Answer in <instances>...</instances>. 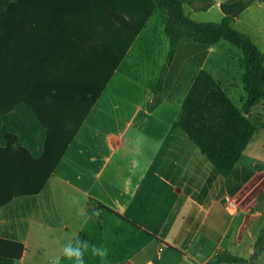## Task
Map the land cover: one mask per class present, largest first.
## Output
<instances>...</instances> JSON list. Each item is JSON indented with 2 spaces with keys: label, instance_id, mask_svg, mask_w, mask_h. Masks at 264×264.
Here are the masks:
<instances>
[{
  "label": "crops",
  "instance_id": "crops-1",
  "mask_svg": "<svg viewBox=\"0 0 264 264\" xmlns=\"http://www.w3.org/2000/svg\"><path fill=\"white\" fill-rule=\"evenodd\" d=\"M222 3L218 0L216 5L221 8ZM186 6V14L195 20ZM168 18L164 9L150 16L40 193L13 196L1 204L13 192L32 190L40 182L39 160L46 146L36 130L26 138L22 127L0 128V238L25 244L24 256L16 264L33 262L29 252L33 247L58 245L69 238L89 244L98 240L109 247V264H264V249L257 250L264 230V166L256 163L247 172L244 158L250 157L252 145L225 177L178 125L182 104L201 70L211 73L242 109L248 96L243 82L246 57L237 60L233 49L220 51L225 40L201 44L209 46L213 55L210 68H205L197 63L196 54L204 47L186 38L179 44L162 92L156 95L171 47ZM232 27L249 35L264 53V1L249 6ZM67 29L63 18H48L31 31L35 55L47 59L41 64L43 70L67 68L72 44H84ZM117 42L112 51L105 42L96 41L95 76L83 83L85 95L102 86L118 57L121 41ZM249 117L264 125V101L251 108ZM71 126L67 118L56 129L64 136ZM260 141L253 143L255 148ZM241 198L244 205L238 203L239 213L232 216L227 199ZM90 207L111 218V236L103 229L97 235L86 222L70 225L63 217L75 213L81 217ZM224 209L231 215L228 222ZM71 227L75 234L66 236ZM209 245L214 249L206 253ZM227 253L247 263L220 262Z\"/></svg>",
  "mask_w": 264,
  "mask_h": 264
},
{
  "label": "trees",
  "instance_id": "trees-1",
  "mask_svg": "<svg viewBox=\"0 0 264 264\" xmlns=\"http://www.w3.org/2000/svg\"><path fill=\"white\" fill-rule=\"evenodd\" d=\"M263 1L229 0L221 4L224 14L221 23H200L186 14L185 6L208 10L213 0H0V128L22 127L26 138L36 130L43 135L46 146L38 166L40 182L32 190L13 192L1 204L13 196L40 193L108 78L157 9L168 13L166 34L171 47L156 95L162 92L179 44L186 38L204 45L225 40L240 48L246 57L248 72L243 82L248 96L242 109L211 73L201 70L182 104L178 121L218 171L228 177L258 131L249 117L250 110L264 101V53L249 35L234 29L232 23L253 3ZM48 18L57 21L63 18L69 34L84 42L72 44L65 69L60 66L55 71L43 70L41 64H46L47 59H38L35 55L31 31L37 30ZM98 40L112 51L117 49V41H121L119 54L102 86L88 96L83 92L87 90L83 83L95 76ZM64 96L69 99L65 100ZM67 118L71 119L72 126L62 136L61 129L56 127L65 124ZM19 122L23 125L18 126ZM263 249L264 230L257 243V250ZM25 250L22 242L0 238V264H16ZM219 261L247 263L228 253L221 255Z\"/></svg>",
  "mask_w": 264,
  "mask_h": 264
},
{
  "label": "rangeland",
  "instance_id": "rangeland-1",
  "mask_svg": "<svg viewBox=\"0 0 264 264\" xmlns=\"http://www.w3.org/2000/svg\"><path fill=\"white\" fill-rule=\"evenodd\" d=\"M229 0H224V2H227ZM218 0H213V6L208 9V10H200L196 9L195 11H191V7L186 6L187 12H194L193 16L196 21L202 22V23H221L223 21V13L221 11V8L219 5H216ZM193 7V6H192ZM194 8V7H193ZM199 47H204L202 48L203 50L198 51L197 56V63L204 64L205 68H210V64L212 63V58L213 55L212 53L209 52V46H203L201 44H196ZM230 47V48H229ZM229 49H233V51L237 55V60H244L245 56L243 51L238 48L237 46L231 44L230 42L224 41L223 44L219 46V50L221 51H229ZM219 56V54H218ZM215 58V57H214ZM208 60V63H205V61ZM243 87V83H241ZM244 89V88H243ZM255 122V121H254ZM256 125L260 127V133L258 135H255L254 138L252 139V142L250 143L251 147V154L249 152L250 157L249 158H244L246 161V166H247V172L253 170L254 165L257 163H261L262 166H264V125H261L258 123V121L255 122ZM259 140H261V144L258 147H254L255 143H257ZM254 143V145H253ZM249 146V147H250ZM256 182L250 186V189L247 191V197H249L247 200H249L253 194V189L256 186ZM251 193V194H250ZM229 200V199H227ZM237 204L244 205V199H234ZM95 210L90 207L88 209L87 214L78 215L76 214H71V215H64L63 217L65 219H68L69 224H75V223H87L91 228H93L96 231V234H100L101 229L104 231V235L106 236H111V218L109 216H96L94 215ZM223 217L224 219L228 222L229 219L231 218V215L224 209L223 210ZM64 233V232H62ZM75 234V230L71 227L69 228L68 232H66V236H72ZM109 238V237H108ZM205 241L204 238H201ZM69 240H71L69 238ZM67 242H61L58 245H53V243H46L40 247H33L29 249V252L34 255L35 260L33 262H29L28 264H51V261L56 258L60 257V264H72V261H69L62 256V249L64 244ZM100 242L97 240V243H95L98 246H101L99 244ZM214 245V244H213ZM213 245H209L208 247L205 248L206 253H210L213 251L214 247ZM108 249V256L101 260L98 257H93L90 253H87L85 255V264H109L112 261V257H110V248L107 247ZM178 260V258H176ZM184 264H193L192 261H188Z\"/></svg>",
  "mask_w": 264,
  "mask_h": 264
},
{
  "label": "clouds",
  "instance_id": "clouds-1",
  "mask_svg": "<svg viewBox=\"0 0 264 264\" xmlns=\"http://www.w3.org/2000/svg\"><path fill=\"white\" fill-rule=\"evenodd\" d=\"M94 215L99 216L100 211L96 210ZM87 253L103 260L108 256V249L104 246L89 244L88 240L81 239L69 240L62 249L63 258L72 261V264H85L84 258ZM60 259V257L54 258L51 264H60Z\"/></svg>",
  "mask_w": 264,
  "mask_h": 264
},
{
  "label": "built area",
  "instance_id": "built-area-1",
  "mask_svg": "<svg viewBox=\"0 0 264 264\" xmlns=\"http://www.w3.org/2000/svg\"><path fill=\"white\" fill-rule=\"evenodd\" d=\"M227 209L232 216H236L239 213V206L233 199L227 200Z\"/></svg>",
  "mask_w": 264,
  "mask_h": 264
},
{
  "label": "water",
  "instance_id": "water-1",
  "mask_svg": "<svg viewBox=\"0 0 264 264\" xmlns=\"http://www.w3.org/2000/svg\"><path fill=\"white\" fill-rule=\"evenodd\" d=\"M233 16L235 17V16H236V13H235ZM257 258H258V252H256V253L254 254L253 262H255Z\"/></svg>",
  "mask_w": 264,
  "mask_h": 264
}]
</instances>
